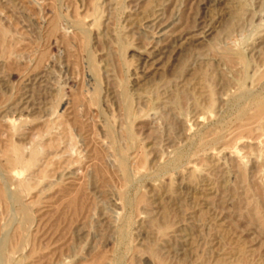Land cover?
Segmentation results:
<instances>
[{
  "label": "rangeland",
  "instance_id": "374dc122",
  "mask_svg": "<svg viewBox=\"0 0 264 264\" xmlns=\"http://www.w3.org/2000/svg\"><path fill=\"white\" fill-rule=\"evenodd\" d=\"M0 182V264H264V0H0Z\"/></svg>",
  "mask_w": 264,
  "mask_h": 264
},
{
  "label": "bare ground",
  "instance_id": "6f19581e",
  "mask_svg": "<svg viewBox=\"0 0 264 264\" xmlns=\"http://www.w3.org/2000/svg\"><path fill=\"white\" fill-rule=\"evenodd\" d=\"M239 14V13H238ZM153 20V19H152ZM210 32V30L209 29H205L204 31H203V34H206V33H209ZM262 108V107H261ZM263 109V108H262ZM262 109H259V110H262ZM258 112V111H257ZM261 113H262V111H261ZM258 115H260V112H259V114ZM13 124V123H12ZM16 145V144H15ZM16 148H17V146H15ZM11 148H12V146H11ZM6 150H8V154L9 155H11L12 154V152H14V151H12L11 153L9 152V149H6ZM5 150V151H6ZM11 150V149H10ZM18 150V149H17ZM16 150V151H17ZM18 152H22L21 151V149H20V151L18 150ZM17 152V153H18ZM7 153H6V155H7ZM22 154V153H21ZM21 154H16V155H14V153H13V156H9L10 158L8 159L9 160V164H10V168L12 169V170H14V169H17V167H19V166H22V168H23V157H22V155ZM34 154V153H33ZM36 154V153H35ZM4 155H5V153H4ZM23 155H24V153H23ZM8 156V155H7ZM35 157V156H34ZM37 157V156H36ZM5 158H6V156H5ZM27 159V158H26ZM26 159H24V160H26ZM31 161V160H30ZM6 164L8 163V162H5ZM25 163V162H24ZM31 162H29L28 164H30ZM27 164V165H28ZM26 165V166H27ZM26 166H24V167H26ZM21 168V167H20ZM19 168V169H20ZM27 168V167H26ZM19 169H17V170H19ZM7 170V169H6ZM9 170V169H8ZM20 171V170H19ZM8 172V171H7ZM10 172V171H9ZM8 172V173H9ZM14 172V171H13ZM12 171L10 172L11 174L13 173ZM9 173V174H10ZM16 174H18L17 173V171L15 172ZM19 175L20 174H18V177H19ZM7 176H9V175H7ZM14 176V175H13ZM15 178V177H14ZM13 178V179H14ZM12 179V178H11ZM15 179H17V178H15ZM14 179V180H15ZM20 180H21V178H20ZM23 180H25V179H23ZM22 181V180H21ZM26 181V180H25ZM1 183V182H0ZM19 183H20V181H19ZM22 183V182H21ZM23 183H25V182H23ZM23 185V184H22ZM25 186H26V183H25ZM1 187V186H0ZM21 187V186H20ZM23 187H24V185H23ZM27 187H28V184H27ZM26 188V187H25ZM3 190V192H4V189H2ZM1 190V191H2ZM3 192H1L2 194H3ZM22 194V193H21ZM1 195V194H0ZM2 198L4 197V195H2L1 196ZM2 198H0V199H2ZM4 200V199H3ZM22 201V200H21ZM4 202V201H3ZM6 203V202H5ZM24 203V202H23ZM20 210H21V213H22V215H23V217L24 218H28L29 217V210H28V208L25 206V205H22L21 206V208H20ZM6 253V252H5Z\"/></svg>",
  "mask_w": 264,
  "mask_h": 264
}]
</instances>
